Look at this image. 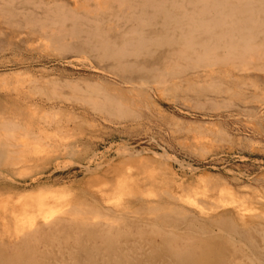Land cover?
<instances>
[{
	"label": "rangeland",
	"instance_id": "1",
	"mask_svg": "<svg viewBox=\"0 0 264 264\" xmlns=\"http://www.w3.org/2000/svg\"><path fill=\"white\" fill-rule=\"evenodd\" d=\"M0 234V264L264 262V0H0Z\"/></svg>",
	"mask_w": 264,
	"mask_h": 264
},
{
	"label": "bare ground",
	"instance_id": "2",
	"mask_svg": "<svg viewBox=\"0 0 264 264\" xmlns=\"http://www.w3.org/2000/svg\"><path fill=\"white\" fill-rule=\"evenodd\" d=\"M144 42V41H143ZM244 71V70H243ZM188 85V84H187ZM97 203V202H96ZM118 208V207H117ZM116 208V209H117ZM60 209V208H59ZM121 209H122V207H121ZM120 210V209H119ZM119 210H116V211H119ZM115 211V210H114ZM123 211H124V209H123ZM121 213V215L122 216H125V217H127V218H129V219H131V220H135L136 222H141V223H146L147 222V220H148V218H141L140 220L138 219L139 217H137L135 214H133V213H130V212H122V211H120ZM57 213V212H56ZM59 213H61L60 211H59ZM105 213V212H104ZM70 212H65V213H61L60 215L62 216V217H58L57 218V216H56V218L54 217V219L52 220L51 219V217H52V215H54V214H52L51 215V217L49 218H46V219H44V222L47 224V223H49V222H51V221H55V220H60L61 218H63V220L65 219V218H67L68 216H70ZM119 214V215H120ZM58 215V214H57ZM111 215V214H110ZM115 215V214H114ZM120 215V216H121ZM72 216V215H71ZM71 216H70V218H71ZM117 216V215H116ZM46 217V216H45ZM75 217V216H74ZM85 217V216H84ZM124 217V218H125ZM121 218V217H120ZM87 219V218H86ZM41 220V219H40ZM50 220V221H49ZM92 222H95V224H98V225H100V226H102V227H104V228H106L107 226H111V225H113L114 223H115V221H114V219H112V218H103V219H96V218H91L90 219ZM83 221H86V220H83ZM59 222V221H58ZM55 223H57V222H55ZM39 224V226H41L40 225V222L38 223ZM44 224V223H43ZM52 224V223H51ZM140 224V223H139ZM37 225V224H36ZM36 225H34V226H36ZM99 226V227H100ZM37 227V226H36ZM71 227V226H70ZM98 227V228H99ZM32 228H33V226H32ZM31 228V229H32ZM35 228V227H34ZM109 228V227H108ZM31 229H26L25 231L26 232H28L29 230H31ZM36 229V228H35ZM57 229V228H56ZM168 229H169V227H168ZM179 229H180V227H179ZM179 229H178V231H179ZM183 230V229H182ZM25 231H23V235L25 234ZM22 232V231H21ZM119 233V232H118ZM185 233H187V230L184 232V234ZM203 232H201L200 234H202ZM18 234H20V233H18ZM86 234V233H85ZM188 234L189 235H195V234H193V233H191V231H189L188 230ZM199 234V233H198ZM1 235V234H0ZM117 235V234H116ZM18 236H20V235H18ZM190 237V236H189ZM192 238V237H191ZM187 239V238H186ZM239 241V240H238ZM240 242V241H239ZM238 243V242H237ZM98 244V243H97ZM243 246V245H242ZM245 246V245H244ZM212 247V246H211ZM190 248V247H189ZM213 248V247H212ZM245 248H246V246H245ZM85 249V248H84ZM83 249V250H84ZM214 249V248H213ZM247 249V248H246ZM84 252V251H83ZM167 252V251H166ZM115 253V252H114ZM116 254V253H115ZM144 255V254H143ZM46 256V255H45ZM121 256V255H120ZM126 256V255H125ZM182 256V255H181ZM206 256V255H205ZM108 257V256H107ZM140 257H141V255H140ZM176 257H179V256H176ZM207 257H208V255H207ZM212 257V256H211ZM111 258V257H110ZM205 258V257H204ZM213 258V257H212ZM25 259V258H24ZM61 259V258H60ZM104 259H105V257H104ZM209 259V258H208ZM257 258H254L253 257V255L251 254V252L248 250L247 251V253L244 255V256H241V257H239L238 259H237V261L235 262V263H233V264H264V262H263V260H258V261H255ZM62 260V259H61ZM166 260V259H165ZM189 259H187V260H179V261H177V264H185V263H188L189 261H188ZM204 260V259H203ZM212 260V259H211ZM144 261V260H143ZM48 263H49V261H47ZM113 262V261H112ZM193 262V261H192ZM199 262V261H198ZM42 263V262H41ZM64 263V262H63ZM99 263V262H98ZM118 263V262H117ZM170 263V262H169ZM212 263V262H211ZM65 264V263H64ZM124 264V263H123ZM132 264V263H131ZM171 264V263H170ZM203 264H204V262H203ZM208 264H210V263H208Z\"/></svg>",
	"mask_w": 264,
	"mask_h": 264
}]
</instances>
